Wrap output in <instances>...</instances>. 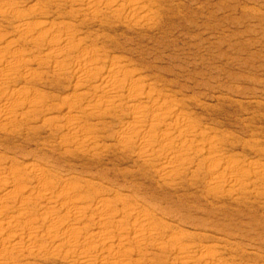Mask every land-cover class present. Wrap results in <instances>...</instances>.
Wrapping results in <instances>:
<instances>
[{
  "label": "rangeland",
  "instance_id": "374dc122",
  "mask_svg": "<svg viewBox=\"0 0 264 264\" xmlns=\"http://www.w3.org/2000/svg\"><path fill=\"white\" fill-rule=\"evenodd\" d=\"M0 264H264V0H0Z\"/></svg>",
  "mask_w": 264,
  "mask_h": 264
}]
</instances>
